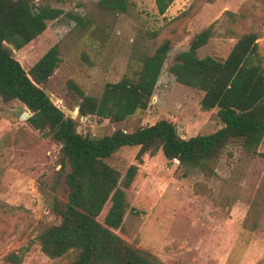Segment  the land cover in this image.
<instances>
[{"label": "rangeland", "instance_id": "374dc122", "mask_svg": "<svg viewBox=\"0 0 264 264\" xmlns=\"http://www.w3.org/2000/svg\"><path fill=\"white\" fill-rule=\"evenodd\" d=\"M33 1L87 21L81 28L62 16L48 22L32 42L12 50L28 71L48 49L58 47L60 63L47 89L63 112L73 109L67 80L96 96L105 83L130 73L142 55L165 39L171 42L148 109L122 123L77 119V131L93 138L117 129L131 132L159 119L170 121L184 138L219 129L215 111L199 112L201 93L177 84L167 70L174 55L211 24L216 35L198 50L199 57L225 58L236 42L226 32L230 26L239 35L256 33L264 59V0H173L164 14H159L157 0H128L127 11L117 14L101 10L100 0ZM225 13L243 14L245 19L230 23ZM28 116L18 101L0 100V264L21 248L27 249L21 264H65L48 259L35 242L42 228L58 222L51 212L54 193L49 186L59 170V145L32 130L25 122ZM228 149L213 176L189 169L183 177L177 162L168 163L160 152L138 164L137 147L121 148L107 163L121 175L130 165L137 171L126 190L130 209L122 231L114 233L164 264H264V142L256 155L236 145ZM56 195L64 198L62 189Z\"/></svg>", "mask_w": 264, "mask_h": 264}, {"label": "trees", "instance_id": "16d2710c", "mask_svg": "<svg viewBox=\"0 0 264 264\" xmlns=\"http://www.w3.org/2000/svg\"><path fill=\"white\" fill-rule=\"evenodd\" d=\"M172 2L157 0L159 14H164ZM128 5V0L98 2L101 10L111 14L125 13ZM225 14L230 23L236 18L245 19L243 14ZM62 16L78 27L87 26L79 14L63 13L33 0H0V100L18 101L29 112L26 124L59 145V170L49 186L54 193L51 212L58 222L42 228L35 242L48 259L65 260V264H164L148 258L114 233L122 231L124 216L130 209L126 190L137 166L130 165L121 175L106 160L121 148L134 146L138 148V164L145 156L160 152L168 163L177 162L183 177L189 169L213 176L217 161L228 153L230 145L258 154L264 142V59L258 51V36L254 32L239 35L227 26V34L236 37L228 55L223 59L199 57L198 50L216 35L215 24H211L189 40L185 51L174 55L167 69L177 84L201 93L200 113L215 111L221 125L215 132L184 138L170 121L159 119L131 132L117 129L93 138L77 131V119L122 123L146 111L172 45L170 40H163L142 55L136 67L118 82L105 83L96 96L67 80L65 87L73 109L78 108L76 119L71 118L44 92L60 63L58 47L48 49L28 71L12 55V50L32 42L45 31L48 22ZM58 189H62L63 199L56 195ZM26 251L21 248L9 253L4 264H21Z\"/></svg>", "mask_w": 264, "mask_h": 264}, {"label": "water", "instance_id": "95a60500", "mask_svg": "<svg viewBox=\"0 0 264 264\" xmlns=\"http://www.w3.org/2000/svg\"><path fill=\"white\" fill-rule=\"evenodd\" d=\"M44 92L46 93V95L49 97V99L52 101L53 100V96L51 95V93L45 89ZM78 108L74 109V112H70L68 110H64V112L69 115L71 118H73V116H75V114H77Z\"/></svg>", "mask_w": 264, "mask_h": 264}]
</instances>
